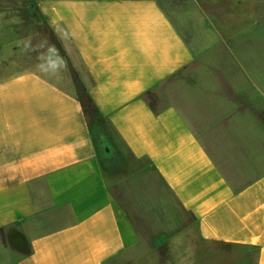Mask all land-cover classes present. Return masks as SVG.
<instances>
[{"label":"crops","instance_id":"crops-1","mask_svg":"<svg viewBox=\"0 0 264 264\" xmlns=\"http://www.w3.org/2000/svg\"><path fill=\"white\" fill-rule=\"evenodd\" d=\"M26 1L0 0V264H264V83L241 54L262 42L260 0H241L256 9L238 21L193 0ZM24 7L62 34V64H6ZM182 74V100L147 97ZM132 185L159 205L148 244Z\"/></svg>","mask_w":264,"mask_h":264},{"label":"rangeland","instance_id":"rangeland-1","mask_svg":"<svg viewBox=\"0 0 264 264\" xmlns=\"http://www.w3.org/2000/svg\"><path fill=\"white\" fill-rule=\"evenodd\" d=\"M163 1V0H162ZM22 4H29L26 0H21ZM195 3L194 7L198 6L199 2L204 10H207L214 14L215 20H220L226 14L227 11L230 13L232 21H238L240 18L243 19L245 17L244 13L241 14L238 12L240 8H244V11L247 7L248 11L254 14V10L257 8L259 13H261L262 18H264V0H260L257 3V7L254 8L250 5V3L243 5L241 0H193ZM165 6H168V1H164ZM242 6V7H241ZM226 10V11H225ZM33 15H35L33 13ZM38 26L31 25V21L28 14L27 7H24L22 14V24L23 28V41L21 44L14 46H10L5 50L4 55L10 56L9 60L6 62L7 65L11 63V61L18 60L21 58L22 67H28L32 64H36L38 62H50V63H60L66 61L69 55V47L63 44L62 34H58L55 30L51 29L46 22L41 13L38 14ZM34 17V16H33ZM35 20V19H34ZM36 21V20H35ZM189 37V34L186 33ZM262 42L256 43H248L242 47V58L246 61V65L248 67H252L253 71L257 74H261L263 83H264V31ZM257 42V41H256ZM260 78V76H257ZM189 81V77L185 76V74L173 76L169 78L165 83L156 87L150 94L149 99L158 106H163L170 101L182 100L184 98V90L185 84ZM264 88V84L262 85ZM251 90V89H250ZM253 96H256L253 93V90L250 91ZM87 101V100H86ZM87 109L89 113L90 121L93 124V129L95 131H104L109 137H111L109 125L101 119V117L97 114L96 110L91 107L89 101L87 103ZM104 133V134H105ZM108 181L110 185L113 187L114 183H112V174L110 172H106ZM141 187V186H139ZM136 185H132L126 190V197L131 196L134 198V202L138 201V206L144 209L146 215H148L152 220L149 221L150 225L148 226L145 223L138 224L139 231L143 237V244H148L150 241V237L152 235L148 231V229L152 228L157 230V225H160L161 221L159 217L158 202L156 201V197L152 194H148L145 192V195L142 192V188H139ZM115 194L118 192V188L114 185ZM140 192V193H139ZM159 220L161 222H159ZM168 223V221H167ZM169 225V224H168ZM8 242L13 245H16L17 248H20L21 252L27 253L29 249L28 239L24 236V233L21 231V227L18 224H13L9 227L8 233ZM145 242V243H144ZM141 247H144L141 245ZM131 255V262H128L126 257H123V260L119 262V264H149L144 256L147 253L136 252ZM154 262L151 264H160L159 257L162 255L159 252L155 254ZM164 257V255H162ZM161 256V258H162ZM164 260V261H163ZM161 264H177L175 261V257L173 253L167 252L165 254V259L162 258ZM218 264V263H216Z\"/></svg>","mask_w":264,"mask_h":264},{"label":"trees","instance_id":"trees-1","mask_svg":"<svg viewBox=\"0 0 264 264\" xmlns=\"http://www.w3.org/2000/svg\"><path fill=\"white\" fill-rule=\"evenodd\" d=\"M150 94H151V92H149V93L147 94V97H148V98H149Z\"/></svg>","mask_w":264,"mask_h":264}]
</instances>
